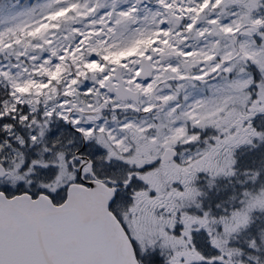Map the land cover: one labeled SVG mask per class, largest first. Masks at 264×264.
Masks as SVG:
<instances>
[{"label":"snow or ice","instance_id":"snow-or-ice-1","mask_svg":"<svg viewBox=\"0 0 264 264\" xmlns=\"http://www.w3.org/2000/svg\"><path fill=\"white\" fill-rule=\"evenodd\" d=\"M0 264H264V0H0Z\"/></svg>","mask_w":264,"mask_h":264}]
</instances>
